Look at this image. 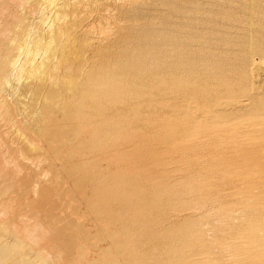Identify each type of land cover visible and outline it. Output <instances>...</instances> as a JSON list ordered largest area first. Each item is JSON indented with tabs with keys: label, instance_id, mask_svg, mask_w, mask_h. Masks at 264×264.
<instances>
[{
	"label": "bare ground",
	"instance_id": "bare-ground-1",
	"mask_svg": "<svg viewBox=\"0 0 264 264\" xmlns=\"http://www.w3.org/2000/svg\"><path fill=\"white\" fill-rule=\"evenodd\" d=\"M209 3L0 0V264H264L249 67L156 42Z\"/></svg>",
	"mask_w": 264,
	"mask_h": 264
},
{
	"label": "rangeland",
	"instance_id": "rangeland-1",
	"mask_svg": "<svg viewBox=\"0 0 264 264\" xmlns=\"http://www.w3.org/2000/svg\"><path fill=\"white\" fill-rule=\"evenodd\" d=\"M211 2L207 5V9L210 11L200 15L197 20L199 29L194 28L190 31L175 32L171 31L172 27H168V29L159 32L160 35L156 42L160 43V59L162 61L180 59L182 57L179 54H174L180 50L190 51V53H203V55H192V58H194V61L198 58L199 60L223 62L229 68L223 76L231 77L235 84L240 82V74L238 72L242 69L241 67L248 66L249 79L256 88L254 89L253 87L252 89V91L255 90L252 98L253 100L255 98L261 100L263 102L262 107H264V0H211ZM1 18L2 14H0V20ZM251 22L257 24L254 23V25ZM179 28L178 25L176 29ZM100 34L97 35L101 36ZM97 35H94L90 41L93 39L95 41ZM169 38H177L176 40L180 47L172 48L171 45L165 44V40ZM171 52L173 53L170 55ZM166 53H169V55H166ZM251 63H253L252 67ZM260 82H262V88L257 89V87L261 86L259 85ZM260 92L261 94H259ZM7 97L10 98V96ZM257 110H259V107H255V111ZM237 111L239 114L243 113L241 110ZM19 116L20 114L17 113V117ZM263 120L264 116L251 115L250 117L238 118L231 122L240 124L239 122L242 121L241 124L243 125H247L251 121L258 123L255 134H253L256 139L255 143L249 142L251 137H243L242 135H236L234 138H237V141L233 138L235 142L233 140L232 142L234 144L237 142L240 146H246V144L253 146L257 151V155L264 159V136H261L264 127ZM200 147L198 146V148ZM236 155L241 154L236 153ZM67 184L69 185L70 183L68 182Z\"/></svg>",
	"mask_w": 264,
	"mask_h": 264
}]
</instances>
